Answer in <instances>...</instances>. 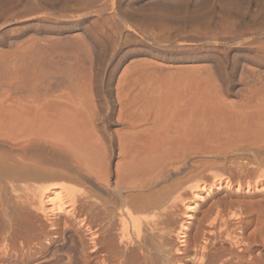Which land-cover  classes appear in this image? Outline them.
I'll use <instances>...</instances> for the list:
<instances>
[{"label": "rangeland", "instance_id": "rangeland-1", "mask_svg": "<svg viewBox=\"0 0 264 264\" xmlns=\"http://www.w3.org/2000/svg\"><path fill=\"white\" fill-rule=\"evenodd\" d=\"M190 74L195 79L194 84L190 82ZM80 75L92 81L91 90L94 94L92 101L96 105L97 111L93 109L98 117L96 118L99 121H97L98 128L106 138L105 141L108 142L106 143L110 150L109 163L113 168L118 162V158L115 153L117 151L115 150L116 144L112 143V136L116 129L122 128V124L115 121L118 107L116 103L118 82L134 79L144 83V87L147 89L150 83L159 80L161 85L166 86L173 98L191 88L190 85H195L201 91L214 93L216 90L217 94H221H218L221 104L214 96L216 105L210 109L205 107L201 109L200 113L203 112L201 117L205 115L204 117L209 120V123L207 120V122L205 121L208 124L207 139L209 140L206 141V137L202 136L200 148L202 147L203 151L200 152L199 149L197 157L189 155L190 158L188 157L185 163L195 161V157L198 159L197 162H201L203 159V162H199L200 164H206H202L205 168L211 167L210 170L207 169L209 171L214 170L215 173L219 172L218 175H224L233 185H236L238 179L242 181L244 178L243 183L246 180H256L257 176H254L256 175L255 169H258L256 162L259 161L256 158L262 157L264 150L260 149L258 145L254 144L257 146L255 147L251 143L236 140H239L238 133L244 131L240 135L245 133L249 135L251 131L255 130L256 121L264 120V0H0V100L3 101H0V104L2 102L5 104L4 106L7 104L10 108L14 107L11 109H17L16 107L23 106L21 103L24 102L26 92L29 93L31 88L30 91L35 92L39 83H45L52 89H57L61 88V85L65 86L64 83L67 84L68 77L75 80ZM93 102L92 106H94ZM8 106L7 108H9ZM249 122L250 125L253 122L252 128L248 125ZM246 124L251 128V131L248 130L250 133L247 131ZM213 126L218 127L217 131ZM236 130L241 132H236ZM227 133L230 134V137ZM234 133L237 134L234 136ZM9 143V140L0 141V151H3L2 148L4 151H11L10 148L13 147L14 142ZM210 147H213L214 150ZM258 148L261 155L258 154ZM247 150L248 152H246ZM33 152L31 151L30 154L34 155ZM48 152H43L44 155L38 150L35 154H39L34 155L35 158L33 156L35 161L38 156V163L41 160L39 164H42V169L38 172L40 175L42 174L41 176H46L45 178L53 176L55 173H50L54 172L50 170L52 168V170L55 168L57 170L59 167L63 170L70 168L68 164L69 167L66 165V168H62L60 163H64V161L59 158L56 160L59 159L57 162L60 161L58 163L60 166L58 164L59 167L54 166L56 164L55 157H52L53 155ZM253 153H256L258 157ZM49 157L54 158L55 164ZM207 158L210 160L208 161ZM233 158L237 160L234 161ZM236 162L239 164V168ZM186 165L180 171H187L191 164ZM48 167L50 168L48 169ZM246 167L248 168L246 169ZM43 169L47 171L42 172ZM181 173L168 171L165 179L169 181ZM112 174L111 172L107 182L110 184L108 186L102 187L91 182L93 188L105 195L106 198L114 196L117 192V189L113 188L115 184ZM205 174L203 180L211 183L209 173ZM82 177H80L82 179L79 184L75 183L78 186L76 189H81L78 191L79 193H82L87 186L85 184L87 179ZM5 180L0 178V264H89L87 254L90 246L87 245L90 241H88L89 236L86 235V227H80L78 222L68 220L69 224H61L60 231L51 232L48 219L38 210L36 211V208L33 209L32 193L24 190V185L20 184L23 182L8 181L7 179L6 181L13 182L8 183ZM224 186L216 195L208 197L206 203L204 202L196 211H193L191 220H187L182 215L183 208L179 207L180 210L178 208L176 211L175 226H178L182 220L188 221L187 227L191 234L199 225L202 213L205 215L209 208L208 203L211 204L221 199L223 203L220 204L218 210L215 208V211L211 210L209 219L211 222V217L213 218L215 235L220 237L219 239L214 237L218 240H215V243L218 247L221 246V255L224 253L225 260L223 259L224 261L222 260V263L219 264H264V238L262 239L264 236L261 234H264V229H262L263 232L261 229L254 231L257 227L255 228V218L252 214L249 211L246 212L247 209L241 210L244 206L237 204L238 208L232 203L234 200L240 199V196L247 195L250 196L249 200H262L264 204L263 193L253 191L250 194H238L233 189L231 191ZM223 199L228 203L226 204ZM229 200H233L232 204ZM204 204L207 205L204 206ZM216 210L221 211L222 216H227L225 217L226 221L224 219L223 222L220 219L219 222V219L214 217L217 216ZM238 211H243L245 214V223L240 226L236 225L234 221L230 223L231 220L228 218L231 212L239 213ZM64 217V215L61 216L62 220L66 219ZM81 217L83 218V216ZM64 225L67 226L64 227ZM229 233L241 237L238 239L243 244L239 242L241 245L234 246L232 244L231 246L230 241L225 239V235ZM253 237L256 241H253L255 240ZM177 242L178 239L174 235L169 240L172 246L180 245ZM227 246H231L232 249ZM239 255L245 258H239ZM92 262L95 264L96 261Z\"/></svg>", "mask_w": 264, "mask_h": 264}, {"label": "bare ground", "instance_id": "bare-ground-1", "mask_svg": "<svg viewBox=\"0 0 264 264\" xmlns=\"http://www.w3.org/2000/svg\"><path fill=\"white\" fill-rule=\"evenodd\" d=\"M33 44H35L34 41ZM189 73L192 74V72ZM191 74L189 76L190 82L194 84L195 79L193 76H195V74H192L193 76ZM73 80L74 79L71 77L70 79L68 77L67 84L64 83L63 85L65 86L62 87L61 85V88L58 87L59 89H52L50 85L39 83L35 92L32 93V91H30L32 88L29 90V93H27L28 91L26 92L24 100L21 99L25 102L21 103L23 106L19 104L21 107H16L19 110L11 109L13 106L10 108L7 104L4 106L5 104H2L3 101L0 100L2 101L0 104V141L9 140L10 143L14 142L13 147L10 148L11 151H4L3 148V151H0V178L2 180L8 179V181L23 182L19 183L24 185V190H28L32 193L34 199V202H31L33 203L32 206H34L33 209L36 208V211L38 210L48 219L51 232L56 233L60 231L61 224H66L68 220L78 222L80 227L85 226L87 234L84 233L89 236L88 241H90L87 245L90 246L88 249L89 252L87 251L89 264H92L94 260L96 261L95 264H219L224 259V251L221 255V246L218 247L215 243V240L218 241L217 239L220 237L218 238V236L215 235L216 230L213 229V218L211 217V222L209 219L212 212L211 210H214V208L218 210L220 204L223 203L222 200L220 199L211 203L212 205L208 203L209 208L206 207L208 209L207 211L206 209L204 210V212L206 211L205 215L202 213L203 216L199 219V225L197 227L194 226L196 230L191 232V234H189V228L187 227V224H189L187 223L188 221L182 220L179 222L178 226H175V216L177 209L180 207L183 208L182 215L185 216L187 220H191L193 211H196L204 202L206 203L208 197L216 195L217 192L222 189L223 185L229 190L233 189L238 194H250L251 192L253 193V191H257L264 195V152H262V157L259 156L260 158H256L258 155L253 153L257 155L255 157L256 160H259L257 161L258 163L256 162L257 165L254 164L255 160L253 163L256 165V168H258L255 169L256 171L254 170L256 174L254 176H257L255 177L256 180H246L243 183L244 178L241 176L243 178L242 181H239L240 179L237 178L238 181L236 185L230 183V180L225 178L224 175H218L219 172L215 173L214 170L209 171L211 167L207 166L208 168H205L204 165L206 164H200L203 162V159L201 162L199 161L200 163L197 162L198 159H196V154L199 153L198 151L200 150V152L203 151L202 147L200 148L201 140L203 139L202 136L206 137V141L209 140L207 139V133L209 131L207 130L208 124L205 123L207 119L204 117L205 115L202 116L205 119L201 117L203 112L200 113V111L203 107L210 109L216 105L214 104V96L218 98L217 101L220 103L219 95L221 94L218 93V95L214 88L213 93L201 91L196 88L195 85H190L191 88L186 89L185 92L179 93L177 97L173 98L167 91L166 86L163 84L161 85L159 80L150 83L147 89H145L144 83H140L134 79H126L124 82L119 81L116 86V103L118 107L115 113V121L116 123L122 124V128L120 127L121 129L119 130L116 129L112 136V143L116 144L115 150L117 151L115 153H117L118 158V162L115 165L113 164V168L109 163L110 150L107 145L108 142L105 141L106 138L103 137L104 135H102V131H100L97 124L99 121L96 119L98 117H96L95 114L97 111V108H95L96 105L92 101V99L94 100V98H92L94 96L92 93L93 90H91L92 81L83 75ZM92 102L94 106H92ZM7 106L9 108H7ZM245 106L247 107V105ZM93 108L96 109V111ZM207 121L209 123V120ZM248 125L251 126L250 122ZM241 126L242 124L240 127ZM254 126V131H251L252 126L251 128L248 127L250 129L247 128V131H251V133L248 131L250 133L249 135H246V133L240 135L241 133L243 134L244 131H240L243 129L236 130V132H241L238 134L236 133L239 138L238 140L237 137H235L237 139L236 141L251 143V145L255 144L258 145L260 149L264 150V120L259 119ZM216 128L218 129L217 126ZM216 128L214 127L215 130ZM236 134L234 133V136ZM228 135L230 137V134ZM236 143L239 144L238 142ZM211 149L214 150L213 147ZM260 149L259 155H261ZM38 150L39 153H46V151H49L50 154L53 155L52 157H55V160L59 158L64 161V163H60V161L57 162V160H59L57 159L55 164L54 158L51 159V157H49L53 160L54 166H58V163H60L63 168L68 164L70 168L63 170L60 169L59 165L57 170L56 168L52 170L53 168L51 166L52 169L50 170L54 172L50 173L55 174H52L53 176L49 178L41 176L42 174L40 175V173H38L39 170L42 169V164H39L41 160H39L40 162L38 163V156L36 158L37 161L34 160V155L39 154H35ZM31 151H34V155L30 154ZM232 151L234 152V150ZM246 152H248V150ZM189 155L193 157L196 155L194 158L195 161L191 163L188 162L191 165L185 163V160H187L188 157L190 158ZM235 158H233L234 161L237 160H235ZM186 164L190 165V168L188 167L187 171L182 170L183 173H181L182 171L180 170L183 169V166ZM68 165L67 167H69ZM244 166L246 165L244 164ZM49 168L50 167H48V169ZM202 168H205V171ZM214 168L216 169V167ZM247 168L248 167H246V169ZM43 171L47 170L43 169L42 172ZM168 171H179L181 175L175 177L174 173L173 176L175 178L168 181L165 179V175ZM111 172L114 176L115 187L113 188L115 190L117 189V192H115V194L112 193L114 196L112 195V197L106 198L105 195L96 191L92 185L94 183L102 187L110 185L107 182L109 181L108 179ZM203 172L209 173V177L212 180L211 183L209 181L207 182L205 179L203 180V176L206 175ZM81 174L87 179V183H85L87 186L85 185L86 189L82 193L80 192L81 195H79L80 193L78 191L81 189L77 190L76 187L78 186H76L75 183L79 184V182H81L83 178L79 176ZM46 175L48 174L46 173ZM80 177L82 178L80 179ZM91 182H93V184H91ZM22 185H19V187H22ZM13 190L12 192H15ZM17 192L19 191L17 190ZM106 192H104V194H106ZM243 196H240L242 199L238 198L234 201L231 200L233 201V205L238 204L246 207H243L241 210L247 209L246 212L249 211L253 218H255L256 226H254L257 228H254V231L258 229L262 231V229H264V204L262 200H249L250 196ZM28 197L29 195L27 199ZM206 205L204 204V206ZM238 205L237 207L239 208ZM238 212L239 213L231 212L228 218L231 220L230 223L234 221L236 225L240 226L245 223V214L243 211ZM216 213L217 216H213L218 218L219 222L220 219L223 221L225 217H227L222 216L221 211H217ZM62 214L66 219L62 220ZM248 215L250 214L248 213ZM81 216H83V218ZM225 224L227 223L225 222ZM65 226L67 225H64V227ZM261 234L264 236L263 233ZM173 235L178 239L177 243H180V245L174 244L172 246L170 244L171 241L169 243ZM215 236L217 239H214ZM225 237V239H227L226 241H230L231 246L232 244L234 246H239V242L242 243V241L239 240L241 237L239 238L238 235L236 236L229 233L226 234ZM263 238L264 237H262V239ZM259 239L257 240L259 241ZM253 241H256V239ZM230 247L228 248L232 249ZM225 250L227 249L225 248ZM232 253L234 254L235 252ZM241 256L239 258H243Z\"/></svg>", "mask_w": 264, "mask_h": 264}]
</instances>
